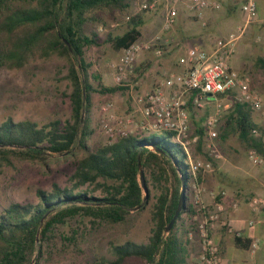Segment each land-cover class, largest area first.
<instances>
[{"label":"trees","instance_id":"1","mask_svg":"<svg viewBox=\"0 0 264 264\" xmlns=\"http://www.w3.org/2000/svg\"><path fill=\"white\" fill-rule=\"evenodd\" d=\"M135 1L0 0V70H26L33 62L56 56L67 60L72 89V115L64 122L40 125L12 118L0 122V165L11 163L13 158L41 160L47 152L57 156L72 155L75 150L83 153L68 186L54 184L51 191L39 189L37 203L12 202L0 210V264H51L59 253L54 240L57 225L65 224L68 218L84 215L112 227L126 226L148 204L140 165L149 195L151 186L159 192L151 211L154 226L148 242H111L113 258L100 257L95 264H190L193 176L184 149L170 139L174 134L129 136L95 150L89 145L95 133L93 94H114L126 88L105 86L101 76L91 71L86 49L100 46L99 29L129 14ZM144 24L142 14L135 15L123 34L108 32L103 43L121 52L140 41ZM257 66L264 69V57L257 59ZM193 111L190 109L191 116ZM252 113L248 104L236 102L226 115L219 138L226 143L234 134L246 150L254 149L264 157L263 139L252 134L253 129H259L264 135V127L256 123ZM192 122L199 126L193 117ZM197 133L201 136L198 152L217 169L216 160L203 153L204 129ZM183 185L185 208L166 234ZM236 243L242 248L249 246L242 239Z\"/></svg>","mask_w":264,"mask_h":264},{"label":"rangeland","instance_id":"2","mask_svg":"<svg viewBox=\"0 0 264 264\" xmlns=\"http://www.w3.org/2000/svg\"><path fill=\"white\" fill-rule=\"evenodd\" d=\"M146 0H136L133 3L129 14L138 9L139 5ZM221 3V9L211 12L219 17H225L226 23L222 28H214L212 40L219 41L228 37L229 34L237 32L244 27L246 15L241 10L242 0H215ZM205 12V13H206ZM205 13L202 18L191 15L194 31L204 30L202 23L205 20ZM127 14V15H129ZM145 22L142 28V38L139 42L155 43L160 37V46L164 50V57L170 56L168 46H163L161 41L164 34L162 31V11L141 12ZM125 16H118V22H112L108 28L101 27L100 46H93L86 49V59L91 65V71L101 76L105 86H119L115 80L113 65L119 61L122 51H115L110 45L104 44L108 32L116 35L123 34L127 29ZM197 44V43H196ZM201 46V43H198ZM264 57V17L250 23L245 33L237 42L235 53L231 58V65L234 69L248 77L253 90L260 93L264 100V69L257 66V59ZM143 70L138 68L130 77V86L126 90L114 94H93L94 108L92 112V128L95 133L89 141L90 147L95 150L104 144L108 139L104 136L101 128L103 114L101 107L105 103H113L118 114H128L132 111V97L130 88L133 87L135 94L144 93L141 90ZM68 63L66 59L52 57L48 60L33 62L26 70H0V122L12 118L15 122L33 121L40 125L52 121H66L71 118L72 105L69 98L71 94L68 76ZM211 108H203L193 111L191 116V130L197 134L199 128L203 129V123L211 112ZM253 119L264 127V109L262 112H253ZM193 120L196 123L192 122ZM226 117L219 126L223 129ZM167 130L156 131L155 136H169ZM171 140L174 136L170 137ZM220 157L215 159L218 165L213 172L204 175L202 186L209 192L221 193L227 191V180L225 169L232 168V171L239 172L240 168L247 169L248 165L256 167L249 158L246 150L238 138L232 134L226 143L220 138L215 141ZM204 154L208 155L207 150ZM195 155L205 159L198 152ZM83 157L81 151L75 150L72 155H52L47 152L41 160H28L13 158L11 163L0 165V210L8 207L12 202L37 203V191L43 189L51 191L54 184L61 187L69 185V177L73 174L77 162ZM232 161L230 164L228 161ZM235 164H240L237 167ZM221 184V185H219ZM159 192L155 187H150V195L147 208L144 212L133 216L126 226L112 227L100 222H93L88 216L79 215L68 218L63 225H57L55 231L56 248L59 253L53 258L51 264H95L96 259L105 257L112 259L109 247L110 243L123 244L128 241L142 244L148 242L154 226L151 217L153 205ZM193 204V193L191 194ZM197 244L192 245V251H197ZM55 252V250H54ZM246 257L245 251H239ZM190 253V255H191ZM190 264H192L190 258ZM129 264H141L130 262Z\"/></svg>","mask_w":264,"mask_h":264},{"label":"built area","instance_id":"3","mask_svg":"<svg viewBox=\"0 0 264 264\" xmlns=\"http://www.w3.org/2000/svg\"><path fill=\"white\" fill-rule=\"evenodd\" d=\"M221 3L215 0H146L138 9L127 15L130 21L141 12L162 11L161 28L170 32L176 26L181 10L198 18H202L208 10H220ZM242 12L246 15L244 27L228 37L217 42L212 51L199 46L188 49L186 55L179 61L184 70L181 82L176 83L173 76L160 81L152 90L135 94L131 86L132 111L128 114H118L113 103H105L101 107L103 118L101 128L108 144L129 136H144L159 130H167L174 134L173 141L178 143L187 155V161L193 176V206L195 213L191 216L192 228L188 232V240L197 244V251L191 253L192 264H227L216 234L225 230L236 239H243V229H237L232 224L229 214L240 207L238 201L228 204L225 201L226 192H211L212 203L203 201L206 191L200 184L201 175L213 172L211 161L195 155L201 136L191 130L190 109L196 111L211 108V112L203 123L204 146L209 157L217 159L220 153L215 145L219 138V126L233 105L246 103L253 112H262L264 100L260 93L252 89L248 77L234 69L231 58L240 37L247 26L258 20V0H242ZM160 37L155 43L136 42L122 51L118 62L113 65L115 80L118 85L130 86V77L135 72V63L143 51H153L157 56H163ZM255 137L264 135L259 129H253ZM248 158L255 165L264 164L256 150H248ZM250 211L255 215L245 222L246 228H255L260 223V214L264 211V197L256 195L248 202ZM261 239L258 236L250 240L249 250L256 253L260 250Z\"/></svg>","mask_w":264,"mask_h":264},{"label":"crops","instance_id":"4","mask_svg":"<svg viewBox=\"0 0 264 264\" xmlns=\"http://www.w3.org/2000/svg\"><path fill=\"white\" fill-rule=\"evenodd\" d=\"M259 4V18L264 17V0H258ZM215 11V10H208ZM190 13L181 10L177 19L176 26L170 32L164 34L161 44L168 46L169 51L173 53L168 56H157L153 51H143L135 63V70L138 68L143 70V78L141 80V90H152L160 81L173 76L176 83H180L185 68L180 65L179 61L184 57L189 48L193 46H199L201 43L202 49L212 51L217 42L212 40V31L214 28H222L226 23L225 17H219L211 12L205 13V20L202 23L204 30L194 31L193 23ZM246 23V21H245ZM253 23V22H252ZM248 27V26H247ZM247 29V28H246ZM197 43V44H196ZM264 84V82H263ZM152 134H146L144 136H151ZM232 164V161H228ZM237 167L240 164H235ZM239 172H233L232 168L225 169V179L227 180V191L225 201L231 204L233 201H238L240 207L236 211H232L229 214V218L232 224L237 229H243V241H248L254 236H258L261 239L260 250L255 254L250 252L248 248H242L237 245L236 238L232 234L227 233L225 230H220L216 234V239L221 245L223 256L227 264H264V211L260 214V223L257 227L251 229L245 227V222L255 215L250 211L248 207L249 200L256 196L264 197V164L251 167L248 165L247 169L240 168ZM204 175H201V180ZM199 184L202 186V182ZM221 185V184H219ZM203 187V186H202ZM204 188V187H203ZM205 189V188H204ZM223 192V191H222ZM221 192V193H222ZM209 191L203 193V201L207 204L212 203V198ZM239 251H245L246 257Z\"/></svg>","mask_w":264,"mask_h":264},{"label":"water","instance_id":"5","mask_svg":"<svg viewBox=\"0 0 264 264\" xmlns=\"http://www.w3.org/2000/svg\"><path fill=\"white\" fill-rule=\"evenodd\" d=\"M139 167H140L139 168L140 169V181H141L144 193H145V201H148V199H149V188L147 187L145 174H144V171H143L141 165ZM185 205H186V190H185V186L183 185L182 191L180 194L179 203H178L177 209L175 211V214H174L171 222L169 223V225L166 227V230H165L166 234H169L172 231L175 223L178 221L181 213L183 212Z\"/></svg>","mask_w":264,"mask_h":264}]
</instances>
